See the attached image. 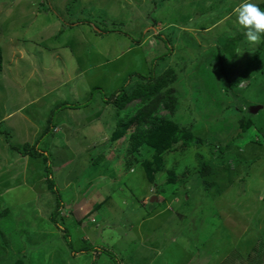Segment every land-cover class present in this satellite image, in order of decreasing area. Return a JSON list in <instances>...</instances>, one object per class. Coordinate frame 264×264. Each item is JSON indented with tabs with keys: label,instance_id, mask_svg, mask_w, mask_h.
Returning a JSON list of instances; mask_svg holds the SVG:
<instances>
[{
	"label": "rangeland",
	"instance_id": "rangeland-1",
	"mask_svg": "<svg viewBox=\"0 0 264 264\" xmlns=\"http://www.w3.org/2000/svg\"><path fill=\"white\" fill-rule=\"evenodd\" d=\"M245 2L0 0V264H87L88 254L67 255L79 244L103 249L93 264H264V56H256L264 37L249 41L238 23ZM84 21L115 33L98 35ZM166 73L152 115L125 126L154 98L118 112L111 95ZM62 119L72 127L63 143L53 138ZM155 122L165 133L136 148L132 136ZM36 141L50 156L46 172L23 149ZM200 163L210 165L207 177ZM97 169L93 187L102 199L110 190L102 205L86 191ZM86 197L99 210L77 225L68 210Z\"/></svg>",
	"mask_w": 264,
	"mask_h": 264
},
{
	"label": "trees",
	"instance_id": "trees-1",
	"mask_svg": "<svg viewBox=\"0 0 264 264\" xmlns=\"http://www.w3.org/2000/svg\"><path fill=\"white\" fill-rule=\"evenodd\" d=\"M259 7L261 9H264V3L262 5H260ZM84 23L88 24L86 26L88 28L92 29L93 31H95V33L98 34V35H102L104 33L105 34L106 33H115V31L112 30V29L107 30V31L106 30H102L101 31L99 29L97 30V28H96V26H94V24H90V23H87L85 21H84ZM72 25H74V24H72ZM160 35L161 34L157 33L156 36H155V40H156V38H159ZM163 41L166 42L165 45H166L167 49L169 47V49H168L169 52L167 53V55H169L172 52V50H171L172 45L168 42V39L166 37L163 38ZM244 42H245V40H244ZM242 44H244V43H242ZM167 55H163L162 58L166 57ZM256 56L258 58L264 56V42L261 43L259 48L257 49ZM1 68H2V53H1V49H0V70H1ZM168 76H169V73H166L163 76L157 77V78H154L153 75L150 76L149 78H142L143 83L142 82H137L136 86H134L133 89H131V91L125 92L124 94H122L123 91H124V89H123L124 87L122 86V88H120L119 91H115L111 95V97H110L111 100H108V102H111L112 105L118 110V112L123 110L124 107L127 104H129L131 101L138 100V99L146 101V100H150L151 98H154V100L150 101L151 105L149 106L148 109H146L144 112H142V109L136 111V113H134L133 116L129 120H127V124L125 126L132 125L133 123H136L138 121H143L145 119L147 120L149 118V116L152 115L153 110L155 109V107L157 106L158 102L160 101V98H158L157 94L163 89V87L168 86L169 83H170V82H168L169 81ZM94 90H97V89H94ZM165 107L167 109H169L168 105H165ZM149 121H150V119H149ZM149 121H147V123H149ZM242 125H244L243 122H242ZM248 125L249 124L245 123L244 129H246ZM175 128H177V127H175ZM165 130H166V128L161 129L159 124L155 122V123L151 124V128L148 131H140V133L138 135L134 134L132 136V138H131V141H133L135 143V145H136L135 147L136 148L137 147H141L143 145H148L150 147H153V145H155V139L159 140L160 134L162 133V135H163L165 133ZM47 132H48V128H46L44 134H46ZM177 133L178 134H183L186 137V138H183V139H179L178 137H176L177 140L178 139L181 140V141L184 140V143H186L187 141H190V139H189L190 138L189 131L187 129L182 128L180 131H177ZM179 140H178V142H179ZM166 141L167 140H165L164 142H166ZM37 144H38V141H36L32 146H28V144H26L23 149L28 151L27 154L33 159L43 155V157H44V159H43V161H44V172H46L47 169H49L50 165H51L50 156H49L48 153H47V155H44L38 149ZM185 145L186 144H183L182 146H179L178 148H170V149L171 150L175 149V151H179ZM166 149H168V145L166 143H164L161 146L159 145L157 152L161 153L162 151H165ZM158 155H160V154H158ZM143 164H144V167H145L146 178L151 183V182H153V177H152V172H150V168H149L150 162L149 161H145ZM157 167L160 168V169L158 168L159 171L162 170L163 164H162L161 161L157 162ZM199 167H200L199 174H200L201 178L207 177L211 173V167H210V165L208 163H206V164L200 163ZM168 173H170V172H168ZM172 177L173 178H171V177L168 178V184L169 185H173L174 184V180L176 179V175L173 174ZM46 182H47L48 189L53 194H55L57 198H60L59 194H57V191L55 189V184H54V181L52 180V176H51L50 172L46 173ZM205 185L208 186L209 183L205 182ZM57 209H59V207ZM57 214H58V212H57ZM50 216H52V215H50ZM53 220H54V216L50 217L49 223L55 224V222H53Z\"/></svg>",
	"mask_w": 264,
	"mask_h": 264
},
{
	"label": "crops",
	"instance_id": "crops-1",
	"mask_svg": "<svg viewBox=\"0 0 264 264\" xmlns=\"http://www.w3.org/2000/svg\"><path fill=\"white\" fill-rule=\"evenodd\" d=\"M76 28V27H75ZM25 44H30V45H34V43H29L28 41L27 42H25ZM23 49H24V47H22V51H23ZM30 49H32V48H30ZM33 51H27V49L25 48V51L23 52L25 55H29V54H31ZM19 108V107H18ZM15 110H17V108H15ZM14 110V111H15ZM22 110V108H20V111ZM26 119V118H25ZM27 122L26 120H23V122ZM70 128H72L71 127V125H68V124H66L65 123V121H64V119H62L57 125H56V128L55 129H53L54 130V136H53V138H55V140L56 141H58V142H60V139H61V141H62V143L63 142H65V140H66V132H67V130L66 129H70ZM71 130V129H70ZM17 131H15L14 133H16ZM60 132V135H61V138H60V136H58V134H56V133H59ZM12 134H14L13 132H11ZM25 136V135H24ZM83 137H81L80 139H82ZM79 139V140H80ZM23 142H25V139L23 140ZM41 157H37L36 158V160H39ZM42 160V162H41V166H42V168H43V170H44V161H43V158H41ZM69 165V163H67V166ZM61 168V167H60ZM60 168H59V170H60ZM104 174V172H103V170H101V169H97V170H94V172H93V175H95V178L94 179H91V180H89L90 182H88V188L86 189V191L87 190H89V192L92 194L93 192H96V193H98V194H100L101 195V198H100V205H102L103 203H105V202H107L108 200H110L109 199V196H107V192H110V190H108L107 192H105L104 194H105V198H103L102 199V191L99 189V190H96L94 187H93V180L95 181V180H97L98 178H100L102 175ZM106 175H108V174H106ZM59 176H62V174L61 173H59ZM63 178V177H62ZM117 178L118 177H115V176H113L112 177V181L113 182H116V180H117ZM61 180V182H62V179H60ZM63 182H64V180H63ZM103 190V189H102ZM149 190H151V188L149 187ZM85 191V193H87ZM151 194H152V191H151ZM85 195V194H84ZM148 197H149V195H143V196H141V203H143L142 205L144 206V201L145 200H147L148 199ZM86 203H88V199H87V197H86V202L84 203V205H82L83 204V202L81 203V205H79V204H76V205H74V204H72L71 206H70V208H69V210H68V212H71L70 213V215H69V218H71L73 221H74V223H76L77 225L78 224H80L81 222H83V220H87V219H90L91 217H92V215H94L98 210H99V208H98V205L96 204V205H94L93 207L92 206H89V204L88 205H86ZM109 203V202H108ZM154 205V204H153ZM92 207V208H91ZM107 216V215H106ZM77 217H79V218H77ZM145 220V217H142V219H140V221H144ZM91 222L93 223V219H91ZM98 228H100V227H94V229L93 230H98ZM115 229H116V227H115ZM81 241L82 242H87V239L86 238H82L81 239ZM78 244L79 243H81L80 242V239H78ZM96 246V245H95ZM89 249H87V248H84L83 246H82V244L80 245L79 244V249L78 250H75V251H69L68 252V257H70L73 261H80V260H82V255H84V254H88V258H86L84 261L87 263V264H93L95 261H96V259H94V257H99L100 255H101V251L103 250V249H101V248H95V251H93V252H90V250H89V252H87ZM87 252V253H86ZM93 256V257H92ZM122 262V261H121ZM185 263H186V261H185ZM190 263V260H188V262H187V264H189ZM123 264V263H122ZM193 264V263H192ZM203 264V263H202Z\"/></svg>",
	"mask_w": 264,
	"mask_h": 264
},
{
	"label": "clouds",
	"instance_id": "clouds-1",
	"mask_svg": "<svg viewBox=\"0 0 264 264\" xmlns=\"http://www.w3.org/2000/svg\"><path fill=\"white\" fill-rule=\"evenodd\" d=\"M238 23L246 30L247 39L258 43L264 37V9H261L251 0L242 3L236 9Z\"/></svg>",
	"mask_w": 264,
	"mask_h": 264
},
{
	"label": "water",
	"instance_id": "water-1",
	"mask_svg": "<svg viewBox=\"0 0 264 264\" xmlns=\"http://www.w3.org/2000/svg\"><path fill=\"white\" fill-rule=\"evenodd\" d=\"M261 107H250L249 112L251 114H255L258 110H260Z\"/></svg>",
	"mask_w": 264,
	"mask_h": 264
}]
</instances>
